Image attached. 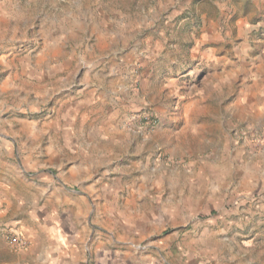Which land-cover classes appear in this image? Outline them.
<instances>
[{"label": "rangeland", "instance_id": "374dc122", "mask_svg": "<svg viewBox=\"0 0 264 264\" xmlns=\"http://www.w3.org/2000/svg\"><path fill=\"white\" fill-rule=\"evenodd\" d=\"M58 220L75 264H264V0H0V264Z\"/></svg>", "mask_w": 264, "mask_h": 264}, {"label": "crops", "instance_id": "0c3cea01", "mask_svg": "<svg viewBox=\"0 0 264 264\" xmlns=\"http://www.w3.org/2000/svg\"><path fill=\"white\" fill-rule=\"evenodd\" d=\"M88 158H89V155H88ZM93 168H94L93 164L92 165L90 164V167H89L88 165H85V162L76 161L75 165L72 166V171L78 172V174L82 175L85 173H90V171ZM84 195H88V194L81 193V194H78L77 197H83V199L89 202L88 198H86ZM73 200L74 202L79 201V199L75 197ZM56 224L57 226L55 227V230H58V232H61V235L54 236L52 239H50L49 241L50 248L47 250L45 256L42 254V258L44 259L45 264H68L69 261H70L69 264H75V262L78 260V254H77L78 251L76 250V248L72 249L71 245L75 244L77 240L67 239L65 236L62 235L61 229L63 227L65 228V223L63 220H58ZM19 234H22V233H19ZM27 235H29V233H27ZM74 246H77V244Z\"/></svg>", "mask_w": 264, "mask_h": 264}, {"label": "built area", "instance_id": "2783aa9c", "mask_svg": "<svg viewBox=\"0 0 264 264\" xmlns=\"http://www.w3.org/2000/svg\"><path fill=\"white\" fill-rule=\"evenodd\" d=\"M7 239L10 244L14 245L18 249L26 248L28 246V239L22 234L14 232L9 234Z\"/></svg>", "mask_w": 264, "mask_h": 264}]
</instances>
